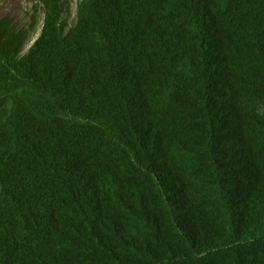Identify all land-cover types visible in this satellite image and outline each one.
<instances>
[{"label": "trees", "instance_id": "1", "mask_svg": "<svg viewBox=\"0 0 264 264\" xmlns=\"http://www.w3.org/2000/svg\"><path fill=\"white\" fill-rule=\"evenodd\" d=\"M38 2L0 20V264H264V0Z\"/></svg>", "mask_w": 264, "mask_h": 264}, {"label": "rangeland", "instance_id": "2", "mask_svg": "<svg viewBox=\"0 0 264 264\" xmlns=\"http://www.w3.org/2000/svg\"><path fill=\"white\" fill-rule=\"evenodd\" d=\"M78 1L79 0H67L70 7L71 20ZM38 3V0H0V20L6 19L11 22V24L18 27L29 28L31 24V15H34L37 21H42L43 10L39 8L35 12L33 9L34 5H38ZM26 45L27 44H24L23 47Z\"/></svg>", "mask_w": 264, "mask_h": 264}, {"label": "clouds", "instance_id": "3", "mask_svg": "<svg viewBox=\"0 0 264 264\" xmlns=\"http://www.w3.org/2000/svg\"><path fill=\"white\" fill-rule=\"evenodd\" d=\"M32 40H33V39H29L28 41H26L25 43H23V45H24V44H27V45L24 46V47H23V45H22V47H23V48H26V47L30 44V42H31Z\"/></svg>", "mask_w": 264, "mask_h": 264}]
</instances>
